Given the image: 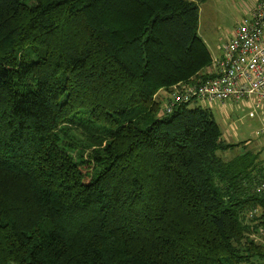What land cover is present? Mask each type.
Masks as SVG:
<instances>
[{"label": "trees", "instance_id": "16d2710c", "mask_svg": "<svg viewBox=\"0 0 264 264\" xmlns=\"http://www.w3.org/2000/svg\"><path fill=\"white\" fill-rule=\"evenodd\" d=\"M198 25L191 0H0V264H244L238 240L264 248V157L209 109L156 101L210 64ZM78 109L106 140L76 158L62 123Z\"/></svg>", "mask_w": 264, "mask_h": 264}, {"label": "rangeland", "instance_id": "374dc122", "mask_svg": "<svg viewBox=\"0 0 264 264\" xmlns=\"http://www.w3.org/2000/svg\"><path fill=\"white\" fill-rule=\"evenodd\" d=\"M25 1L29 4L34 2V0ZM196 2L199 8L198 35L205 42L211 56L214 58L220 55L223 43L233 35L241 19L252 9L254 3L251 0H196ZM211 67L212 64H210L209 69ZM206 70H208V67L204 71ZM202 74L203 72H200L197 75L198 78ZM197 76H195L196 79ZM163 91H159L156 96V101L161 106L169 101L172 88L166 92ZM188 105L189 107L199 106L209 109L215 121L220 125L221 130L226 129V134L231 136L234 142L243 138H250L255 143L254 152H251V154L260 152V157H264V131L260 132L264 125L258 117H248L250 109L246 101L239 104L231 100L224 102L215 101L213 103L200 101L191 102ZM76 111L84 117L83 121H80L78 124L63 122L62 125L66 130V134L70 137V143L73 145L71 150L72 155L76 158L79 156L88 157L104 144L106 140L105 133L97 124L93 125V123L87 121L84 112L79 111V109ZM228 123L230 124L229 126ZM103 136L105 137L104 139ZM230 154V151H226L224 156L228 157ZM255 155L256 168L262 169V161L259 160L258 154ZM251 237L252 234L249 237L244 236L240 240L236 239L238 240V245L241 247V262L244 264H255L256 261L254 263L250 262L252 257L255 259L254 254H264V248L260 246V240L254 241L257 245L252 241ZM250 241L255 245L248 246V244H251ZM261 242L264 244L262 240ZM251 255L253 256L251 257Z\"/></svg>", "mask_w": 264, "mask_h": 264}, {"label": "built area", "instance_id": "2783aa9c", "mask_svg": "<svg viewBox=\"0 0 264 264\" xmlns=\"http://www.w3.org/2000/svg\"><path fill=\"white\" fill-rule=\"evenodd\" d=\"M229 100L249 103L248 116L258 115L264 125V0H255L233 35L223 43L208 74L172 88L164 110L171 112L180 103ZM260 234L264 242V229Z\"/></svg>", "mask_w": 264, "mask_h": 264}, {"label": "crops", "instance_id": "0c3cea01", "mask_svg": "<svg viewBox=\"0 0 264 264\" xmlns=\"http://www.w3.org/2000/svg\"><path fill=\"white\" fill-rule=\"evenodd\" d=\"M191 1H194V2H196V0H191ZM251 2L252 3H254L255 2V0H251ZM197 3V2H196ZM198 27H199V25H198ZM200 37V36H199ZM201 38V37H200ZM202 39V38H201ZM204 42V41H203ZM205 43V42H204ZM206 45V44H205ZM206 47H207V45H206ZM207 49H208V47H207ZM209 51V50H208ZM209 54H210V52H209ZM210 56H211V54H210ZM218 56H216V57H212L211 56V60H210V64H212L213 63V61L217 58ZM210 64L208 65V66H206L204 69H203V74L201 75V76H204V75H206V74H208L209 73V66H210ZM208 67V70H206V71H204L206 68ZM207 72V73H206ZM233 102V101H232ZM235 103V102H234ZM248 105H249V109H250V104L248 103ZM250 111V110H249ZM249 111H248V113H249ZM249 117V116H248ZM255 117H258V115H256ZM255 117H253V118H255ZM250 118H252V117H250ZM259 118V117H258ZM260 119V118H259ZM230 124L228 123V126H229ZM218 126H219V128H220V130H221V127H220V125L218 124ZM221 136H222V139L224 140V141H226V142H230V143H234L235 144V150H238L239 152L242 150V149H246V148H254V146H255V143H254V141L253 140H250V138H243V139H240L239 141H237V142H234L233 141V139L231 138V136H228L227 134H226V129L225 130H221ZM257 134V133H256ZM263 156V155H262Z\"/></svg>", "mask_w": 264, "mask_h": 264}]
</instances>
